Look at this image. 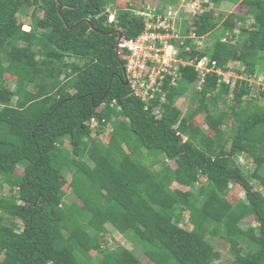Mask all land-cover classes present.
Wrapping results in <instances>:
<instances>
[{"label":"trees","instance_id":"16d2710c","mask_svg":"<svg viewBox=\"0 0 264 264\" xmlns=\"http://www.w3.org/2000/svg\"><path fill=\"white\" fill-rule=\"evenodd\" d=\"M60 1L69 24L91 18L128 39L145 30L146 17L130 7H117L109 23L113 0ZM240 5L242 14L207 8L182 20L183 34L210 45L171 39L185 60L209 56L234 72L233 85L212 72L198 89L186 64L146 109L125 84L117 33L87 22L68 28L57 0H0V264H214L222 254L209 237L226 240L234 256L219 264H264V85L255 81L264 0ZM191 89L181 109L176 101ZM232 189L244 195L233 201ZM107 223L144 242L148 262L131 244L103 240Z\"/></svg>","mask_w":264,"mask_h":264},{"label":"built area","instance_id":"2783aa9c","mask_svg":"<svg viewBox=\"0 0 264 264\" xmlns=\"http://www.w3.org/2000/svg\"><path fill=\"white\" fill-rule=\"evenodd\" d=\"M188 4L191 11L197 14L208 8L209 0H191ZM148 8L149 11H139V15L146 17L145 30L136 38L128 39L124 36L116 49L119 57L125 61L126 80L130 84L131 93L145 101L146 109H149L159 94L160 100L165 99L166 93L162 89L165 79L169 77L170 85L177 84L180 69L186 64L195 65L199 73L198 89L202 88L206 75L212 72L221 75L222 81L231 82V77L235 76V73L217 67L216 62L211 61L209 56L203 57L197 63L179 56L178 49L171 39H180L183 43L182 40L186 38H182L183 35L180 34L181 10L178 12L175 9L166 15L159 10L157 12L155 8L151 9L150 6ZM107 12L110 22L117 21L116 9L107 8ZM190 37L196 36L192 33ZM259 84L264 85V78L260 79ZM155 113L160 115L158 107Z\"/></svg>","mask_w":264,"mask_h":264},{"label":"rangeland","instance_id":"374dc122","mask_svg":"<svg viewBox=\"0 0 264 264\" xmlns=\"http://www.w3.org/2000/svg\"><path fill=\"white\" fill-rule=\"evenodd\" d=\"M184 1V0H183ZM240 1L241 0H221L219 2L218 5H214V4H210L208 6V9L214 8L216 11L218 12H223L225 14V16H228V14H242L245 10V7H243L242 5H240ZM173 0H113L111 2L110 5L113 4V8L119 7L120 9L122 8H128L132 9L134 11V13L136 15H139V11H143V10H147L148 6L152 8H155V10H159V8L162 11V7H163V11L162 13L169 15V11L173 12L175 9L180 12V16H182L183 18L186 19H192L194 13L191 11V8L189 6V4L187 2H184L183 5H173V4H177L179 2V0L173 2ZM34 5V3H33ZM158 12V11H157ZM177 12V13H178ZM217 13V12H216ZM40 15H43L42 13ZM22 19H24V21H26L27 23H29L31 21V18L29 16H24L22 17ZM251 20V19H250ZM250 20L248 22H250ZM110 23V22H109ZM26 25V24H25ZM237 25V24H236ZM27 29L28 25L25 26ZM222 26H220L219 28L221 29ZM180 34L183 35L182 38L187 37L188 35H186L185 33L183 34V25L181 23L180 25ZM218 29V30H220ZM177 35L179 34V27H177ZM234 33H237L239 35V28L238 26H234ZM192 36V32L189 33V36ZM183 41V40H182ZM212 42V40L210 38H207L206 36H203L201 39H199L198 37H194V44L199 46V47H203L205 45H210V43ZM238 64H236V66H238ZM263 73L262 75L259 76V78L256 80L257 83H260V79L264 78V61H263V68L261 69ZM236 76V75H235ZM234 80H231V84L233 85ZM12 87H14V83H12ZM36 86H34L35 88ZM192 89L184 96H179V98L177 99L176 103L177 106L180 107L181 109L186 110V108L189 106L188 103H191L190 98L191 97V93ZM255 95V94H254ZM260 102V101H258ZM96 125V122H95ZM205 125V124H203ZM230 127V126H229ZM228 127V140L231 139V135H232V131L230 130V128ZM206 128V126H205ZM110 136V128L107 127L103 130V133L101 134V138H104L106 140H108ZM241 161L245 164V167L250 168L252 167V163L247 161L244 157L241 156ZM174 166H176V163H173ZM156 168H159V165L156 166ZM22 168L19 167V169H17V172L22 173ZM67 178H71L69 172L67 173ZM173 187H178V188H182L183 190L186 188L185 186H182L178 183H174ZM231 187V183L229 184V188ZM259 187V186H257ZM6 191L9 190L8 187H6L5 189ZM231 199L234 201L236 200V195L239 194V196L244 195V192L240 189L239 191H236L234 189L231 190V192L229 193ZM74 198L73 194H69L67 196V200L71 201ZM188 216L186 215V219L183 222V225H187L188 227H192L190 224H188ZM247 223H252V224H256V222L254 221V219H249L247 220ZM108 227V232L105 233L104 235H102V239L103 240H107L108 244H110V246H116L117 244L121 243V244H128L130 246V244L133 246L132 250L135 252L136 256H138V258L143 261V262H148V257L145 255L144 252V247L145 244L144 242H142L139 238L136 237L135 234L130 232V236H132L131 238L129 237V233H122V230H126V226H119L118 228L112 226L111 224L107 223L106 224ZM129 239V240H128ZM209 240L215 245V247L221 252L222 256L219 260H217L214 264H219L220 262H228L229 260L233 259V254L231 253L230 247H229V243L224 240L221 237H216V238H212L209 237ZM239 249L242 248L241 245L238 246Z\"/></svg>","mask_w":264,"mask_h":264},{"label":"water","instance_id":"95a60500","mask_svg":"<svg viewBox=\"0 0 264 264\" xmlns=\"http://www.w3.org/2000/svg\"><path fill=\"white\" fill-rule=\"evenodd\" d=\"M57 2L59 3L58 11H59L61 17L63 18V20H64V22H65V24H66V26H67L68 28H70V29H71V28H75V27H76L77 25H79L80 23H82V22H87V23H89V24L91 25V29H93V30H95V31H99V32H101V33H104V34H110V35H112V34H114V33H117V34H118V37H117V45H118L119 41L124 37V35H125V31H124V29H123L122 27L115 28V29H113V30H111V31H102V30H99L98 28H96V26L93 24L91 18H87V17H86V18H82V19H80L79 21L75 22L74 24H69L68 21H67V19H66V16H65L64 12H63V9H64L67 5L64 4V3H63L62 1H60V0H57ZM80 4H81V0H79V3H78V5H77V7H79ZM117 58L121 61V59H120V57H119L118 54H117ZM122 66H123V65H122ZM123 70L125 71L124 66H123ZM125 84H126V85L128 84V81H127V80H125Z\"/></svg>","mask_w":264,"mask_h":264},{"label":"clouds","instance_id":"9594fccd","mask_svg":"<svg viewBox=\"0 0 264 264\" xmlns=\"http://www.w3.org/2000/svg\"><path fill=\"white\" fill-rule=\"evenodd\" d=\"M189 1H191V0H179V2L177 3V4H173V5H181V4H183L184 2H189ZM211 3L209 2V4L208 5H210ZM107 8H111L112 10L113 9H116V14H115V16H116V19H117V21H113V22H110L109 21V18H108V21L110 22V23H117L118 22V18H117V7L116 8H113V7H111V6H108ZM107 8H106V11H107ZM159 11L162 13V11H163V7H162V11H161V9L159 8ZM109 14V13H108ZM138 16H142V15H138ZM184 18L182 17V19H181V23H182V20H183ZM28 25V28L29 29H26V27L25 26H27ZM118 28V27H117ZM23 29L24 30H26V31H29L30 29H31V26L29 25V24H26V25H24L23 26ZM125 36V35H124ZM187 37H190L189 35L187 36ZM186 37V38H187ZM175 45V44H174ZM176 46V45H175ZM177 47V46H176ZM117 49V48H116ZM178 49V48H177ZM180 56V55H179ZM121 59V58H120ZM122 60V59H121ZM124 68H125V72H126V67H125V64H124ZM128 85V84H127Z\"/></svg>","mask_w":264,"mask_h":264},{"label":"bare ground","instance_id":"6f19581e","mask_svg":"<svg viewBox=\"0 0 264 264\" xmlns=\"http://www.w3.org/2000/svg\"><path fill=\"white\" fill-rule=\"evenodd\" d=\"M27 29V28H26Z\"/></svg>","mask_w":264,"mask_h":264}]
</instances>
